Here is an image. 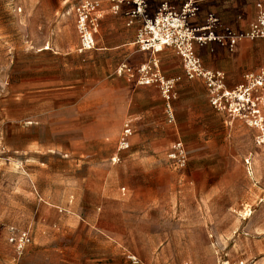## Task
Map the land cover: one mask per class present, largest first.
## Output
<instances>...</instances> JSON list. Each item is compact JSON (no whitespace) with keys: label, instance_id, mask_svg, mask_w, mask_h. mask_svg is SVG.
Wrapping results in <instances>:
<instances>
[{"label":"crops","instance_id":"0c3cea01","mask_svg":"<svg viewBox=\"0 0 264 264\" xmlns=\"http://www.w3.org/2000/svg\"><path fill=\"white\" fill-rule=\"evenodd\" d=\"M79 1L19 2V11L24 9L26 13L25 49L14 53L10 66L17 106L10 114L13 122L21 125L23 144L13 146L7 140L12 132H6V138L1 133L0 152L31 156L39 160V169L44 172L49 171L50 160L56 158L60 164L55 179L41 172L33 173L29 184L26 182L29 191L25 198L37 209L25 217L47 220L50 207L59 208L71 197L75 200L88 194L108 198V187L115 185L112 179L108 183V172L112 178L114 171H164L171 164L176 186L195 200L200 195L201 202L208 199L210 173L215 172L216 183L211 188L216 193V188L229 180L234 158L245 160L248 174L255 181L260 165L254 156L259 131L216 109L206 80L189 78L174 48L167 47L155 55L139 51L135 42L142 23L139 19L130 22L126 14L130 5L91 0L96 3L94 16L98 21L96 47L81 51L75 13ZM146 2L153 15L163 3L180 10L185 0ZM199 8L198 15L190 21L192 26L201 27L215 16L219 20L217 34L232 31L245 35L234 49L219 42L195 46L204 70L220 74L225 88L233 90L246 74L264 66V38L249 36L264 11V0H199ZM152 58L158 60L162 75L174 81L169 101L157 85H138L135 79L116 72L121 65L137 67ZM126 128L130 130L125 138L128 148H123L120 142ZM178 143L183 146V150L176 151L184 157L183 166L169 157ZM82 157L89 161L82 162ZM66 161L77 170L83 163L98 178L73 179L70 184L61 169ZM6 183L10 182L0 186H12ZM48 186L56 189H43ZM70 186L74 188L73 196L65 190ZM7 191L10 190L3 193ZM16 228L34 235L32 225ZM47 231V226L40 225L36 237L24 254L18 252V258L11 255L15 246L8 242L0 248H4L0 264H72L54 261L49 252L36 250L42 244L41 235ZM6 232L9 234L8 229ZM101 233L108 238V231Z\"/></svg>","mask_w":264,"mask_h":264},{"label":"rangeland","instance_id":"374dc122","mask_svg":"<svg viewBox=\"0 0 264 264\" xmlns=\"http://www.w3.org/2000/svg\"><path fill=\"white\" fill-rule=\"evenodd\" d=\"M19 2L0 0V138L1 133L6 138V132H12L7 140L13 146L23 144L21 125L14 123L10 114L17 108L10 66L14 53L25 49L26 13L19 11ZM26 134L32 136L31 132ZM254 156L260 158L255 181L245 160L234 158L229 180L216 188V193L211 188L216 183L215 172L210 173L204 202L200 195L195 200L176 186L169 164L164 171H114L112 178L108 172V183L112 179L115 184L108 187V198L88 194L75 200L71 197L59 208L50 207L47 220H29L25 215L37 206L25 198L27 183L33 173L43 172L55 179L60 164L54 158L49 171L44 172L39 169V160L31 156L0 152V185L12 184L0 186V248L9 242L6 230L10 226L23 229L32 225L33 240L41 225L48 231L41 235L42 244L36 250L49 252L54 261L134 264V256L138 264H264V144L257 143ZM82 158V162L89 161ZM61 169L70 184L73 179L98 178L83 163L77 170L66 161ZM66 189L73 196L74 188ZM4 190L10 191L4 194ZM104 231H108V238L101 233ZM11 255L19 257L16 248Z\"/></svg>","mask_w":264,"mask_h":264},{"label":"built area","instance_id":"2783aa9c","mask_svg":"<svg viewBox=\"0 0 264 264\" xmlns=\"http://www.w3.org/2000/svg\"><path fill=\"white\" fill-rule=\"evenodd\" d=\"M110 1L131 6L126 13L130 22L141 20L142 25L135 42L139 51L155 55L167 47L174 48L182 58L187 76L189 78L202 77L206 80L212 95V105L225 112L231 120H243L250 127L257 129L259 131L258 143L264 144L260 143L262 138L264 140V66L255 72L246 74L241 84L229 90L225 88L223 77L220 74L204 70L201 59L195 51L196 45H206L211 42H219L234 49L237 41L245 35H238L232 31H227L225 35L217 34L215 29L219 25V20L215 16H210L201 27L192 26L190 21L198 15L200 10L199 0H185L180 10H175L168 3H163L153 15L148 11L146 0ZM95 11L96 3L91 0H81L75 6L81 51L96 47L95 34L98 21L94 16ZM249 36L253 39L264 38V11L260 12ZM116 72L119 76L127 75L135 79L138 85H157L164 99L169 101L172 98L174 81L162 75L156 58L137 67L121 65ZM129 133L128 128L123 132L124 138L121 142L123 148H128L125 138ZM173 149L174 152L169 155L170 159L181 161L183 166L184 157L176 152L183 150L182 144H176ZM8 233L9 243L14 244L20 254L26 246L32 243V235L29 231L18 230L10 226ZM131 260L134 264L139 263L134 256Z\"/></svg>","mask_w":264,"mask_h":264},{"label":"bare ground","instance_id":"6f19581e","mask_svg":"<svg viewBox=\"0 0 264 264\" xmlns=\"http://www.w3.org/2000/svg\"><path fill=\"white\" fill-rule=\"evenodd\" d=\"M47 46V45H46ZM262 137H260V139H261ZM260 143H264V140H263V138H262V140L260 141ZM257 159V158H256ZM259 161H260V158H259ZM258 161V162H259ZM256 173V172H255ZM253 174H254V171H253Z\"/></svg>","mask_w":264,"mask_h":264}]
</instances>
